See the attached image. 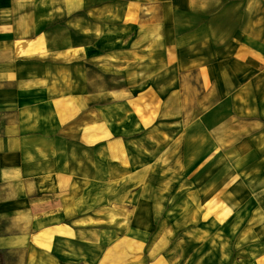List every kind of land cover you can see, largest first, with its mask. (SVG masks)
Masks as SVG:
<instances>
[{
	"label": "crops",
	"instance_id": "crops-1",
	"mask_svg": "<svg viewBox=\"0 0 264 264\" xmlns=\"http://www.w3.org/2000/svg\"><path fill=\"white\" fill-rule=\"evenodd\" d=\"M98 36L122 46L110 65L145 114L139 142L174 147L160 125L191 100L195 116L228 110L212 129L234 121L233 148L247 149L235 170L264 164V0H0V264H97V246L102 264L128 263L90 196Z\"/></svg>",
	"mask_w": 264,
	"mask_h": 264
},
{
	"label": "rangeland",
	"instance_id": "rangeland-1",
	"mask_svg": "<svg viewBox=\"0 0 264 264\" xmlns=\"http://www.w3.org/2000/svg\"><path fill=\"white\" fill-rule=\"evenodd\" d=\"M103 38L97 37L91 66L97 78L98 163L90 196L95 192L97 228L110 232L112 242L124 239L116 250H124L126 264H264V195L261 204L250 196L264 164L254 171V163L242 160L234 169V150L241 159L247 155L246 148H233L234 121L212 129L228 110L195 116V101L185 100L183 115L160 125V137L175 139L174 147L156 151L139 142L147 127L137 130L134 123L138 113L145 114L135 100H124L119 77L124 81V68L110 65V51L122 46H101ZM196 137L199 142H193ZM103 249L97 246V264Z\"/></svg>",
	"mask_w": 264,
	"mask_h": 264
},
{
	"label": "bare ground",
	"instance_id": "bare-ground-1",
	"mask_svg": "<svg viewBox=\"0 0 264 264\" xmlns=\"http://www.w3.org/2000/svg\"><path fill=\"white\" fill-rule=\"evenodd\" d=\"M193 146L195 147V146H196V144H195V143H193Z\"/></svg>",
	"mask_w": 264,
	"mask_h": 264
}]
</instances>
